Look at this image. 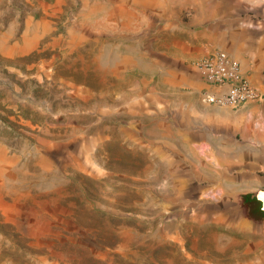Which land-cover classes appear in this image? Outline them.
Listing matches in <instances>:
<instances>
[{
  "label": "rangeland",
  "instance_id": "1",
  "mask_svg": "<svg viewBox=\"0 0 264 264\" xmlns=\"http://www.w3.org/2000/svg\"><path fill=\"white\" fill-rule=\"evenodd\" d=\"M213 9L0 0V264H264V171L192 142Z\"/></svg>",
  "mask_w": 264,
  "mask_h": 264
},
{
  "label": "crops",
  "instance_id": "2",
  "mask_svg": "<svg viewBox=\"0 0 264 264\" xmlns=\"http://www.w3.org/2000/svg\"><path fill=\"white\" fill-rule=\"evenodd\" d=\"M209 1L215 29L208 53L226 52L240 62L255 86L264 88V0ZM200 101L193 144L207 153H216L218 142L231 146L245 154L236 160L243 162L238 170L245 176L264 171V104L253 102L236 110Z\"/></svg>",
  "mask_w": 264,
  "mask_h": 264
},
{
  "label": "built area",
  "instance_id": "3",
  "mask_svg": "<svg viewBox=\"0 0 264 264\" xmlns=\"http://www.w3.org/2000/svg\"><path fill=\"white\" fill-rule=\"evenodd\" d=\"M195 68L204 81L202 100L207 104L236 110L253 102L264 104V88L255 86L240 62L226 52H209Z\"/></svg>",
  "mask_w": 264,
  "mask_h": 264
},
{
  "label": "water",
  "instance_id": "4",
  "mask_svg": "<svg viewBox=\"0 0 264 264\" xmlns=\"http://www.w3.org/2000/svg\"><path fill=\"white\" fill-rule=\"evenodd\" d=\"M255 197L257 200H259L262 203V210L264 211V191L259 190L255 193Z\"/></svg>",
  "mask_w": 264,
  "mask_h": 264
},
{
  "label": "trees",
  "instance_id": "5",
  "mask_svg": "<svg viewBox=\"0 0 264 264\" xmlns=\"http://www.w3.org/2000/svg\"><path fill=\"white\" fill-rule=\"evenodd\" d=\"M243 198H244V200H255L258 202V200L256 198L252 197L251 194L244 195ZM260 210H261V213L264 215V211L262 210V205H261Z\"/></svg>",
  "mask_w": 264,
  "mask_h": 264
}]
</instances>
